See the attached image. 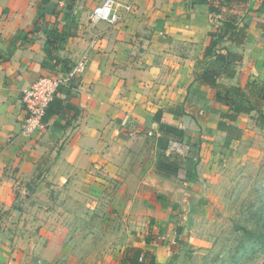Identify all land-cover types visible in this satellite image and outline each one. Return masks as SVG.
Masks as SVG:
<instances>
[{
	"label": "crops",
	"instance_id": "crops-1",
	"mask_svg": "<svg viewBox=\"0 0 264 264\" xmlns=\"http://www.w3.org/2000/svg\"><path fill=\"white\" fill-rule=\"evenodd\" d=\"M103 1L0 0V264H53L52 247L67 253L70 229L82 233L88 221L91 231L114 232L115 211L79 203L100 173L115 175L129 160L134 182L162 195L103 256L121 261L134 246L147 252L144 264H178L180 211L194 194L184 186L198 183L207 145L230 147L264 128L256 110L233 112L198 78L227 62L218 84L264 81V0H117L133 10L114 25L90 20ZM228 21L234 28L213 45L211 33ZM80 60L44 127L22 135V91ZM222 125L240 129L228 146ZM53 216L65 223L55 233Z\"/></svg>",
	"mask_w": 264,
	"mask_h": 264
},
{
	"label": "rangeland",
	"instance_id": "rangeland-1",
	"mask_svg": "<svg viewBox=\"0 0 264 264\" xmlns=\"http://www.w3.org/2000/svg\"><path fill=\"white\" fill-rule=\"evenodd\" d=\"M207 147L199 164L198 183L184 186L195 195L186 197L180 211V234L172 259L178 264H264V128L252 131L230 147L214 142ZM134 161L129 160V166L120 168L115 175L100 173L102 181L82 191L84 198L79 206L89 209L87 203L95 201L98 209L110 207L116 212L117 229L91 231L86 226L90 221L82 233L75 234V229H70L71 237L65 243L69 245L67 253L52 247L53 264H109L103 254L116 248L108 245L125 243L121 241V226L131 225L129 234H135L132 225L139 222L138 214L144 209L152 211L151 203L160 202L162 194L157 195L152 184L141 186L134 182L130 169ZM60 218L64 219L53 216L56 221L51 223V232L65 227ZM116 260L110 264H122Z\"/></svg>",
	"mask_w": 264,
	"mask_h": 264
},
{
	"label": "built area",
	"instance_id": "built-area-1",
	"mask_svg": "<svg viewBox=\"0 0 264 264\" xmlns=\"http://www.w3.org/2000/svg\"><path fill=\"white\" fill-rule=\"evenodd\" d=\"M119 7L122 8L123 13L117 11ZM132 10L133 6L130 4H123L117 0H104L92 10L90 20L92 22L104 21L109 25H114ZM84 65V60H80L64 76L60 74L41 76L22 91L21 102L26 112L21 123L20 133L22 135H29L44 127L42 118L54 100L59 87L67 85L84 69ZM139 259L141 260V257Z\"/></svg>",
	"mask_w": 264,
	"mask_h": 264
},
{
	"label": "trees",
	"instance_id": "trees-1",
	"mask_svg": "<svg viewBox=\"0 0 264 264\" xmlns=\"http://www.w3.org/2000/svg\"><path fill=\"white\" fill-rule=\"evenodd\" d=\"M234 28L232 23L226 22L222 27L216 32L211 33V43L214 45L219 38V36L224 33L226 30ZM228 63L225 62L223 68L219 71L205 68L198 75V78L205 84H208L211 89L214 91V96L216 100L229 107L233 112H245L249 113L252 110L258 112L256 119V125L260 128L264 127V114L260 109L262 102L264 101V81L262 83H247L245 88L237 86H224L216 82V77L219 76L223 71L228 68ZM247 90V92L245 91ZM227 93L231 94L228 96ZM253 97V100L251 99ZM52 103V102H51ZM161 129H166L165 126H162ZM222 130L226 131L227 135L224 139V145L228 146L234 138H239L240 129L232 125L225 127L219 126ZM147 255V252L142 250L139 247L127 246L125 249V255L121 260L122 264H144V257ZM141 257V260L139 259Z\"/></svg>",
	"mask_w": 264,
	"mask_h": 264
}]
</instances>
